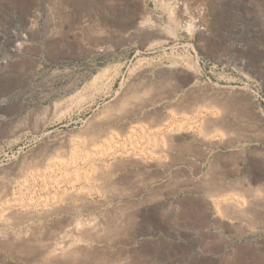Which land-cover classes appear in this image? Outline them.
Returning a JSON list of instances; mask_svg holds the SVG:
<instances>
[{"label":"rangeland","instance_id":"obj_1","mask_svg":"<svg viewBox=\"0 0 264 264\" xmlns=\"http://www.w3.org/2000/svg\"><path fill=\"white\" fill-rule=\"evenodd\" d=\"M124 83L148 106L85 153ZM0 264H264V0H0Z\"/></svg>","mask_w":264,"mask_h":264},{"label":"bare ground","instance_id":"obj_2","mask_svg":"<svg viewBox=\"0 0 264 264\" xmlns=\"http://www.w3.org/2000/svg\"><path fill=\"white\" fill-rule=\"evenodd\" d=\"M171 5V4H170ZM173 5V4H172ZM186 10V9H185ZM191 15V14H190ZM189 18V17H188ZM197 19V18H196ZM196 19L193 17L190 18L189 21L185 22V26L187 25V23H191V24H195L197 21ZM199 26H197L195 24V27L194 28H198ZM131 83V82H130ZM176 83V82H175ZM154 86V85H153ZM175 86V85H174ZM92 87V86H91ZM93 88V87H92ZM144 89V88H143ZM150 91V90H149ZM137 90L135 91V89H133V86L130 85L129 83H124L121 85L120 89H118V91L115 93L114 97L111 98L109 101L107 100L109 97H110V92L108 95L105 96L104 100L106 101V103H104L103 107L99 108L98 106V109L97 111L95 112V114L93 116H91V118H89L87 120V122L85 123V126L81 129V130H77L78 132L76 131H73L71 133H75L76 137L79 139L78 141H80L82 143L79 144L82 147V150L85 149V153L87 150H96L97 149H100L101 147H103L104 145H107L109 148L113 147V145L115 144H119L117 143L118 141V137L119 136H124L125 135L127 136V134H129V131H131L132 129V126H131V121L128 122V119L133 116V115H136V114H140V113H143L144 109H145V106H148V103L146 104L145 103V96H141L138 92V94H136ZM91 93V92H90ZM144 93V92H143ZM142 93V94H143ZM83 96V95H82ZM85 96V95H84ZM148 96V95H147ZM77 97V96H76ZM150 97V96H149ZM74 99V98H73ZM196 99V98H195ZM76 100V99H75ZM83 102V100L81 101ZM85 102V101H84ZM92 104V103H91ZM84 105V104H83ZM57 106V105H56ZM54 106V107H56ZM80 107V106H79ZM83 107V106H82ZM76 108V107H75ZM96 108V107H95ZM147 108V107H146ZM93 109V108H92ZM53 109L51 108L49 111H52ZM55 111V110H53ZM57 111V110H56ZM85 111V110H84ZM86 113V112H85ZM157 114V113H156ZM143 115V114H142ZM144 116V115H143ZM156 116V115H155ZM161 116V115H160ZM149 116L148 115H145L144 118H148ZM132 118V117H131ZM150 119V118H149ZM223 119V118H222ZM222 119H217V121L214 123V127L215 125L216 126H219L223 123V120ZM140 120V119H139ZM138 120V121H139ZM163 120V119H162ZM151 121V119L149 120ZM138 125V124H137ZM212 125V124H211ZM157 128V127H156ZM160 128V127H159ZM77 129V128H76ZM217 129V128H216ZM142 130V129H141ZM144 130V129H143ZM152 130V129H151ZM215 131V130H214ZM70 133V134H71ZM69 134V135H70ZM74 135V134H73ZM168 135V134H167ZM74 137V136H73ZM74 137V139L76 138ZM76 138V139H77ZM128 138V137H127ZM142 139V138H141ZM140 139V140H141ZM63 140V139H62ZM73 141V140H72ZM71 141V142H72ZM149 141V139H148ZM155 141V139H154ZM155 144V143H154ZM78 145V146H79ZM73 146V145H72ZM145 146V145H144ZM165 146V145H164ZM106 147V146H105ZM115 147V146H114ZM104 148V147H103ZM102 148V149H103ZM74 149V148H73ZM116 149V148H115ZM118 149V148H117ZM81 150V151H82ZM104 150V149H103ZM101 150V151H103ZM108 150V149H107ZM66 151V150H65ZM111 151V150H110ZM114 151V150H113ZM226 151V150H225ZM224 151V152H225ZM90 152V151H88ZM98 152V151H97ZM82 153V152H81ZM99 153V152H98ZM114 153V152H113ZM89 155V153H87ZM94 154V153H92ZM107 154V153H106ZM157 154V153H156ZM99 157V155L101 154H95ZM109 155V154H108ZM112 152H111V156H112ZM114 155H118V154H114ZM93 156V155H92ZM92 156H89V157H92ZM65 157V156H64ZM95 157V156H94ZM102 157V156H101ZM107 157V156H106ZM115 157V156H114ZM97 158V157H96ZM100 158V157H99ZM110 158V157H109ZM113 158V157H112ZM57 159V158H56ZM94 159V158H93ZM104 159V158H103ZM126 159V158H125ZM115 160V159H114ZM142 160V159H141ZM105 161V159H104ZM117 160H115L116 162ZM119 161V160H118ZM117 161V162H118ZM126 161V160H125ZM130 161V160H129ZM82 162V161H81ZM101 162V161H100ZM99 162V163H100ZM123 162V161H122ZM47 163V162H46ZM107 163V162H106ZM110 163H113L115 164L114 162H110ZM120 163V162H119ZM97 163H94L93 165H95ZM102 164H105V163H102ZM97 165H100V164H97ZM45 167V166H44ZM99 167V166H98ZM98 167H95L98 168ZM107 167H111V166H108ZM106 167V170L108 171L109 168L107 169ZM117 167V166H116ZM99 170H101V168L99 167L98 168ZM113 169V167H112ZM98 171V170H97ZM111 171V170H109ZM96 172V171H94ZM103 172V171H102ZM100 173V171H99ZM110 173V172H109ZM108 173V174H109ZM101 174V173H100ZM108 174H105V177L108 175ZM41 175V174H40ZM95 175V174H94ZM99 175V174H98ZM103 175V174H102ZM96 176V175H95ZM94 176V177H95ZM104 176V175H103ZM101 176V177H103ZM80 177V176H79ZM100 178V175L98 176ZM97 177V178H98ZM109 177V176H107ZM106 177V178H107ZM258 177V176H257ZM78 178V176H77ZM83 178V177H82ZM94 179V178H93ZM78 180V179H77ZM100 180V179H99ZM62 182V181H61ZM56 183V182H55ZM111 183V182H110ZM57 185V184H56ZM100 187V186H99ZM100 189V188H99ZM111 189V188H110ZM76 192V191H75ZM66 193V192H65ZM70 193V192H69ZM68 194V193H67ZM67 194H64V195H67ZM79 194V192H78ZM72 192L70 194H68L67 196V200H73V199H76L77 197L80 198V196ZM83 194V193H82ZM93 194V193H92ZM81 195V194H80ZM60 196L62 197V195L60 194ZM84 196V194L82 195ZM92 197V196H91ZM84 198V197H83ZM66 199V197H65ZM66 200V201H67ZM60 201V200H58ZM63 202V201H62ZM61 202V203H62ZM53 203V202H52ZM52 203H48L49 205V209H48V212L47 214H53L54 213H57L58 211V208L55 204H52ZM57 204V203H56ZM60 204V202L58 203ZM100 204V203H99ZM98 204V205H99ZM110 206V205H109ZM47 207V206H46ZM83 207V206H82ZM81 207V208H82ZM123 207V206H122ZM124 208V207H123ZM30 209V208H29ZM63 212V211H62ZM243 212V211H242ZM123 213V212H122ZM46 214V213H45ZM103 214V213H102ZM29 216V215H28ZM91 217V216H90ZM6 218V217H5ZM71 218V217H70ZM10 220L9 217L6 218V221ZM11 221V220H10ZM90 222V221H89ZM91 223V222H90ZM78 224V223H77ZM76 224V225H77ZM92 224V223H91ZM97 225V223H95ZM82 226H77V227H72L73 229H70L68 231V235L66 237H64L65 239V244L69 243L68 240L70 237H82L84 235V233H87V232H92L93 234L95 233H98L99 232V229L96 225H89V224H80ZM114 225V224H113ZM159 225V224H158ZM116 228V226H113L112 228ZM120 228V227H119ZM160 228L159 226L157 225H152L151 228L148 229V231L152 234H156L158 232H160ZM109 229V227H108ZM164 229V228H163ZM179 229V228H178ZM112 230V229H111ZM105 231V229H104ZM103 231V232H104ZM102 232V233H103ZM67 233V232H66ZM110 234V232H109ZM60 236V235H59ZM113 236V234H112ZM93 237V236H92ZM95 238L97 239V236H95ZM62 240V239H61ZM60 240V241H61ZM99 240V239H98ZM104 242V240H102ZM109 241V240H108ZM112 241V240H111ZM99 242V241H98ZM101 242V241H100ZM102 242V243H103ZM110 242V241H109ZM101 243V244H102ZM105 243V242H104ZM107 243V242H106ZM55 247V246H54ZM64 247V246H63ZM76 249V248H75ZM99 250V249H98ZM160 252V251H159ZM159 252H155L154 254L158 257V258H165L166 255L163 254V253H159ZM173 252L176 254H179V253H182V252H188L186 249H183L182 248H174L173 249ZM63 254V253H62ZM189 254V253H188ZM56 256V255H55ZM189 256V255H188Z\"/></svg>","mask_w":264,"mask_h":264}]
</instances>
